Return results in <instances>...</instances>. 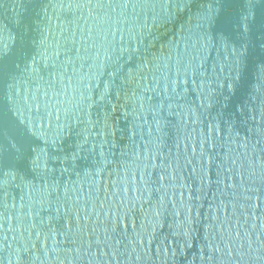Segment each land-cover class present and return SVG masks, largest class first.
Instances as JSON below:
<instances>
[{
  "label": "water",
  "instance_id": "water-1",
  "mask_svg": "<svg viewBox=\"0 0 264 264\" xmlns=\"http://www.w3.org/2000/svg\"><path fill=\"white\" fill-rule=\"evenodd\" d=\"M0 264H264V0H0Z\"/></svg>",
  "mask_w": 264,
  "mask_h": 264
}]
</instances>
